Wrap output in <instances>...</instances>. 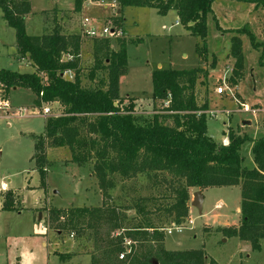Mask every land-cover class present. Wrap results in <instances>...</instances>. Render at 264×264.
Here are the masks:
<instances>
[{"label": "trees", "instance_id": "1", "mask_svg": "<svg viewBox=\"0 0 264 264\" xmlns=\"http://www.w3.org/2000/svg\"><path fill=\"white\" fill-rule=\"evenodd\" d=\"M102 1L115 2L120 10L116 21L120 24L122 10L127 6L154 8L160 15L172 10L178 23L204 42L206 17L214 0ZM81 3L82 0H75L76 11ZM30 8L29 0H0L2 17L15 31L18 53L26 55L35 68L32 72L0 68V100L9 101L12 90L24 88L33 94L37 108L43 103L57 102L61 112L46 116L43 133L33 135L31 159L39 186L46 188L47 149L66 147L72 161H92L104 198L101 206L53 208L49 222H59L55 226L58 230L66 226L92 229L91 264H218L202 248L166 249L164 237L168 226L163 223L185 221L189 215L190 188L239 185V223L218 230L224 236L248 242L252 250H260V240L264 239V137L252 139L230 129L225 132L227 143L223 144L207 134V98L203 96L199 102L201 88H197L206 84L205 79L199 81L201 76L205 77V71L201 67L153 70L151 96L160 102V109L149 117L136 115L134 98L129 97L124 105L119 95V77L127 67V41L117 38L118 48L113 49L110 39L92 40L93 64L88 76L90 80L97 79V83L84 86L81 36L64 33L59 24L48 33L28 35L25 16ZM236 33L253 38L246 28L236 29ZM229 54L234 60L229 81L235 84L243 74L241 38L237 34L230 38ZM245 141L251 142L255 164L251 168L243 165L240 154ZM140 175L148 179L150 194L131 198L135 212L141 216L127 221L125 213L106 200L111 198L109 191L117 182L125 190L126 182ZM16 207L13 193L4 191L1 209L10 211ZM84 218L86 225H76ZM103 228L106 230L102 233Z\"/></svg>", "mask_w": 264, "mask_h": 264}, {"label": "rangeland", "instance_id": "2", "mask_svg": "<svg viewBox=\"0 0 264 264\" xmlns=\"http://www.w3.org/2000/svg\"><path fill=\"white\" fill-rule=\"evenodd\" d=\"M29 1L30 12L25 16V31L28 35L48 33L55 24H59L64 33L81 36L83 18L88 17L99 25L108 19L118 20L116 17L119 15V12L117 15L114 13L117 5L106 6L102 0H82L79 11L75 10V0ZM120 18L123 31L121 38L127 41V67L119 77V95L124 105L129 102V97L134 98L136 115L149 117L160 109V102L151 96L153 70L201 67L206 74L199 81L205 79L206 84L197 86L201 88L198 101L203 96L208 99L207 134L217 143L222 142L225 132L230 129L252 139L264 137L262 0H214L206 17L204 42L189 34L181 25H175L172 10L160 15L154 8L127 6L123 8ZM242 28L251 32L253 38L245 33H236V29ZM234 34L241 38L243 74L232 84L229 76L234 60L229 50L230 38ZM81 40L82 84L93 86L97 79L90 80L88 76L93 64V39L81 36ZM116 40L110 39L113 49L118 48ZM29 61L26 55L18 53L15 31L6 23L0 9V68L32 72L35 68L29 66ZM213 78L216 80L213 81ZM218 87H222V93H217ZM33 98L29 90L17 88L10 92V107L0 108V189L3 183L21 188L25 175L31 176L33 173L37 176H31L30 182H39L31 159L34 153L33 135L43 133L46 118L38 114L19 117L13 112L17 106H23L28 111L35 107ZM46 106L50 109L47 115L59 114L62 110L57 102H52L43 103L37 111ZM210 111L215 112L214 117ZM250 148L249 141H245L240 148L243 165L248 168L255 166ZM48 154L45 190L42 191L38 185L36 190L25 193L23 199L24 206L35 204V207L24 209L22 202H18L16 210L0 211V264H91L94 253L92 229L79 230L66 226L58 230L55 226L59 222L50 223L49 212L53 208L95 207L103 204L104 198L92 161L84 164L72 161L66 147L50 149ZM117 183L109 191L111 198L106 200L107 203L125 213L127 221L140 218L131 198L150 194L148 179L140 175L128 180L125 190L121 189L120 182ZM202 195L201 211L190 205L189 215L182 222L185 228L180 232L165 231V248H202L208 258L215 259L219 264H264V239L260 240V250L256 251L251 249L248 242L235 236H224L218 230L239 223V185L205 188ZM85 218L76 225H86ZM60 222H63L62 217ZM163 225L172 226L167 220ZM105 230L103 228L102 233ZM41 241L44 242L43 246Z\"/></svg>", "mask_w": 264, "mask_h": 264}, {"label": "built area", "instance_id": "3", "mask_svg": "<svg viewBox=\"0 0 264 264\" xmlns=\"http://www.w3.org/2000/svg\"><path fill=\"white\" fill-rule=\"evenodd\" d=\"M106 6L107 5H111L112 7H115L116 4L114 1L109 2H105L104 3ZM117 7V6H116ZM118 8L117 10L114 9V13L117 15L118 14ZM81 36H86L89 38H107V39H112V38H121L123 35V31H122V26L119 22H117L116 20H105L104 22H102L101 24H96L92 19L85 17L81 20ZM66 57H64L65 59ZM71 77V76H70ZM223 89L222 87H218L217 88V93H222ZM10 107V103L7 100H0V108H6L8 109ZM37 107H32V109H30L28 111L27 108L23 107V106H17L16 110L13 111L15 115L19 116V117H23V116H30V115H41V116H48L47 114L50 112V109L46 106L41 108V111H37ZM210 114L214 117L215 116V112L210 111ZM227 139L225 138L222 143L226 144ZM189 223H191V220L189 221ZM45 227V226H44ZM183 228H185V225L183 223L181 224H174L172 226H168L166 227L165 231L166 233H170L173 230L180 232ZM126 251L129 252V248L126 247ZM122 257V255L120 256Z\"/></svg>", "mask_w": 264, "mask_h": 264}, {"label": "crops", "instance_id": "4", "mask_svg": "<svg viewBox=\"0 0 264 264\" xmlns=\"http://www.w3.org/2000/svg\"><path fill=\"white\" fill-rule=\"evenodd\" d=\"M118 11H120L119 9H118ZM174 16H175V25H180L179 23H178V20H177V16H176V14H175V12H174ZM25 58V57H24ZM23 57H21V59H24ZM27 63H29V66H32V63H31V61H29V62H27ZM213 81L214 80H216V79H212ZM10 103V102H9ZM207 103H208V99H207ZM225 138H223L222 139V141L224 140ZM59 148V147H58ZM50 149H56V148H50ZM50 149H48V151H47V159H48V157H49V150ZM48 161H49V159H48ZM38 174V173H37ZM33 175H36V173H33L31 176H33ZM30 175H25V177H24V183H23V186H21V188L19 187V186H16V187H11V186H9V185H7L6 183H3V186H2V188L0 189V211H4V210H2L1 209V206H2V193L4 192V191H7V190H10L12 193H13V195H14V197H15V199H16V204L19 202V203H21L22 202V204L24 203L23 202V199H24V196H25V193H28V192H32V191H34V190H36L35 189V187H38V185H39V182H37L36 184H32L31 182H30V180L32 179V177H31ZM37 176V175H36ZM33 188V189H32ZM207 188H209V187H207ZM38 189H40V188H38ZM205 188H203V189H196V188H190V191H189V193H190V201L192 200V198H191V195L196 191V190H199L201 193L203 192V190H204ZM41 190L42 191H44L42 188H41ZM202 203H203V200H202ZM23 206V208L24 209H29V208H31L32 209V207H35V204L33 205V206H24V204L22 205ZM191 207V206H190ZM190 207H189V211H190ZM43 244H44V242H42L41 241V245L43 246ZM215 260V259H214ZM216 261V260H215ZM217 262V261H216ZM218 263V262H217ZM219 264V263H218Z\"/></svg>", "mask_w": 264, "mask_h": 264}, {"label": "water", "instance_id": "5", "mask_svg": "<svg viewBox=\"0 0 264 264\" xmlns=\"http://www.w3.org/2000/svg\"><path fill=\"white\" fill-rule=\"evenodd\" d=\"M227 92L229 93L230 91L227 90ZM202 200H203L202 193L199 190H196L193 193V199L190 201V205L193 206V207H196L199 211H201V209H202ZM39 217H40V214H39Z\"/></svg>", "mask_w": 264, "mask_h": 264}]
</instances>
